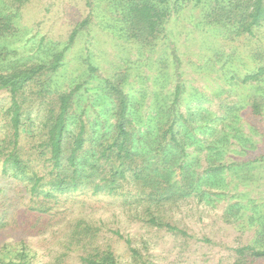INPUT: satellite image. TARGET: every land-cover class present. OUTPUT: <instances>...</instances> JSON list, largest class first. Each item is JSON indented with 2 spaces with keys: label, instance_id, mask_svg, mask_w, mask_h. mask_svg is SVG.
Masks as SVG:
<instances>
[{
  "label": "rangeland",
  "instance_id": "obj_1",
  "mask_svg": "<svg viewBox=\"0 0 264 264\" xmlns=\"http://www.w3.org/2000/svg\"><path fill=\"white\" fill-rule=\"evenodd\" d=\"M124 1L0 0V10L15 25L13 35L0 39V46L8 51L3 69L47 62L52 54L65 49L61 65L50 77L51 87L61 92L81 84L73 115L82 114L87 124L96 123V130L102 123L112 122L114 104L100 87L105 78L116 74L124 77L123 90L130 98L136 130L156 129L165 122L164 111L177 83L181 93L176 110L197 116V138L203 137L210 119L223 113L220 103L230 102L233 108L225 116L235 115L240 122L234 129L237 142L233 138L224 146V160L229 157L240 164L221 173L224 197L209 203L194 198L173 207L169 220L191 235L182 237L133 220V208L119 197L93 196L87 191L59 195L57 202H47L53 207L49 214H33L24 184L3 175L0 164V249L23 246L31 264H80L78 251H68L60 261L57 257L65 250L59 243L63 229L70 220L83 217L102 224L100 243L109 245L123 262L130 254L113 230L131 238L132 246L153 264H233L236 247H264V160L252 161L257 155L264 156V102L260 114H254L250 106L256 95L264 98V80L240 82L262 64L257 56L264 55V23L253 35L234 37L228 26L204 20L211 0L196 5L181 3L177 8L170 1L171 15L164 34L155 45L143 47L124 36L120 19ZM74 28L78 32L68 44ZM90 66L96 71L91 72ZM7 104V94L0 92V107ZM2 125L0 113V138ZM184 131L191 134L187 128ZM32 144L22 132V153L32 152ZM234 203H238L239 212L227 222L224 214L232 211ZM246 264H264V257H247Z\"/></svg>",
  "mask_w": 264,
  "mask_h": 264
},
{
  "label": "trees",
  "instance_id": "obj_2",
  "mask_svg": "<svg viewBox=\"0 0 264 264\" xmlns=\"http://www.w3.org/2000/svg\"><path fill=\"white\" fill-rule=\"evenodd\" d=\"M170 1L176 8L181 3L202 2L125 0L120 7L124 36L143 47L155 45L171 15ZM2 11L0 39L15 32L11 17ZM203 18L210 25L228 26L234 37L253 35L264 23V0H211ZM77 32L78 28L72 30L68 44ZM64 51L55 52L47 62L3 69L8 51L0 46V92L7 94L8 103L0 107L3 121L1 173L24 184L30 195L28 208L33 214H49L53 207L47 202H57L59 195L87 191L93 196L121 198L123 204L133 208H129L132 219L150 228L190 237L184 228L169 220L168 212L194 198L209 203L224 197L221 173L240 164L229 157L224 160V146L230 145L233 138L237 142L234 129L239 125V117L225 116L233 105L221 102L223 113L210 119V124L204 126L203 137L197 138L198 132H194L197 116L192 113L185 116L176 110L181 93L177 83L172 101L164 111L165 122L156 129L147 126L136 130L130 98L123 90L124 77L116 74L105 78L100 87L114 104L110 111L112 122L102 123L96 130V123H85L82 114L73 115L81 84L76 83L61 92L51 87L50 77L61 65ZM257 58L262 64L244 75L241 83L264 80V55ZM174 59L177 61L175 54ZM89 70L96 71L92 66ZM263 102L261 95L253 98L250 106L254 114L261 113ZM186 128L191 131L188 136ZM22 132L28 142L33 143L30 153H22L19 145ZM193 146L196 149L191 152ZM261 160H264L263 155L252 158V161ZM199 161L205 163L202 165ZM212 188L219 192L211 191ZM230 206L232 211L227 210L223 217L227 222L239 212L238 203ZM102 231L101 223L96 225L83 217L70 220L59 242L66 251L57 259L60 261L72 250L79 252L80 264H153L139 248L132 246L131 238L113 230L111 232L124 240L130 254L128 261H121L109 245L100 243ZM234 252L233 264H246L247 257H264V247L244 245L236 247ZM0 264H31V261L25 247L6 245L0 249Z\"/></svg>",
  "mask_w": 264,
  "mask_h": 264
}]
</instances>
